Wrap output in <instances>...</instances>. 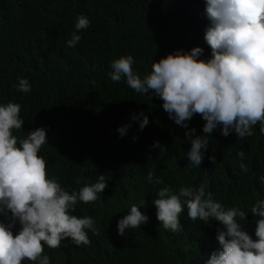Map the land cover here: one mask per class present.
I'll list each match as a JSON object with an SVG mask.
<instances>
[{"label": "trees", "instance_id": "1", "mask_svg": "<svg viewBox=\"0 0 264 264\" xmlns=\"http://www.w3.org/2000/svg\"><path fill=\"white\" fill-rule=\"evenodd\" d=\"M205 6V0H0V105L18 103L24 120L13 135L23 139L31 130L46 129L47 144L39 155L47 162L48 177L69 193L96 183L101 174L108 185L98 194L100 199L77 202L71 213L92 217L99 234L86 230L88 246H76L70 238L57 249L45 245L43 255L50 264H162L167 251L156 246L161 230L151 220L126 229L124 236L118 234L117 223L135 204L162 226L156 211H149L153 193L165 186L178 193L181 187L204 185L205 198L210 193L226 209L237 207L247 213V221L239 222L256 239L253 228L259 218L250 209L264 200L260 125L240 140L234 131L223 136L217 126L202 164L192 167L187 130L169 118L162 100L136 93L125 78L113 82L109 77L112 61L121 56L131 55L133 70L142 77L150 72L153 60L178 49L189 51L199 45L204 58L210 57L204 40L209 23ZM79 15L87 16L90 26L77 32L82 38L75 47H68ZM21 78L28 80L30 92L17 91ZM141 112L149 119L143 130ZM204 123L194 115L188 129L204 135ZM125 124L131 126L122 137L117 129ZM161 147L166 149L163 154ZM240 151L247 172L240 168ZM211 155L215 164L208 159ZM149 172L164 183H149ZM184 209L181 231L169 237L178 247L167 264H205L216 244L214 231L222 226L214 219L207 224L192 221L186 205ZM19 229L17 223L14 234Z\"/></svg>", "mask_w": 264, "mask_h": 264}, {"label": "clouds", "instance_id": "2", "mask_svg": "<svg viewBox=\"0 0 264 264\" xmlns=\"http://www.w3.org/2000/svg\"><path fill=\"white\" fill-rule=\"evenodd\" d=\"M208 25L204 40L211 49V56L204 58V49L197 45L189 51L182 49L153 60L151 70L143 77L133 70L134 58L121 56L111 63L109 77L113 82L126 79L127 85L136 93L158 96L163 109L177 125L185 128L186 138L191 141L187 152L189 165L200 167L208 149L209 137L221 128V134L229 136L233 131L238 139L253 135V126L259 124L264 133V0H205ZM90 26L85 15H79L68 47H75L81 40L77 34ZM93 87L96 81H91ZM17 91L28 93L31 86L21 78ZM21 106L11 101L0 105V264H22L28 260L39 264H50L43 255L45 245L57 249L61 242L70 238L76 246H88L91 240L86 230L98 235L92 217L71 214L77 202L94 203L106 189L103 174L98 181L83 186L79 191L61 187L54 178L48 177L47 162L39 155L47 144V133L43 127L27 132V137L18 139L13 130H21L24 120L20 116ZM199 115L204 121V135H196L194 128L188 129V121ZM139 128L149 123L147 115L139 114ZM135 121L138 116L134 115ZM131 124L118 127L119 134H127ZM135 140L136 137H133ZM159 142H155L158 146ZM161 154L166 149L161 147ZM240 168L244 152L240 151ZM208 159L215 164L214 155ZM260 182L264 184V176ZM148 182L163 184L152 172ZM199 188L181 187L174 193L165 186L153 193L151 211L161 225L145 214L141 207L133 204L130 212L117 223L118 234L124 236L126 229H137L151 220L161 231L155 240L158 248H165L167 257L162 264L169 263L177 246L169 240L171 234L181 231L180 216L187 207L190 220L209 223L211 219L222 226L214 231L215 246L205 264H264V200H258L250 211L256 220L255 237L242 227L239 221H247V213L237 207L225 208ZM185 198V199H181ZM239 218V220L237 219ZM20 225L14 234L13 228ZM172 237V236H171ZM202 264V263H197Z\"/></svg>", "mask_w": 264, "mask_h": 264}]
</instances>
